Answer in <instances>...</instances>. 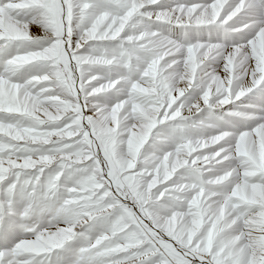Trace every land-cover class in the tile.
<instances>
[{"label": "snow or ice", "instance_id": "1", "mask_svg": "<svg viewBox=\"0 0 264 264\" xmlns=\"http://www.w3.org/2000/svg\"><path fill=\"white\" fill-rule=\"evenodd\" d=\"M0 264H264V0H0Z\"/></svg>", "mask_w": 264, "mask_h": 264}]
</instances>
